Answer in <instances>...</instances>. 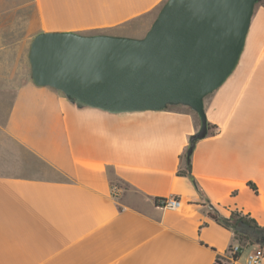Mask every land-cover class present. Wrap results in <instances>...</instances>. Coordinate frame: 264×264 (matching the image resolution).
<instances>
[{
    "label": "crops",
    "instance_id": "crops-1",
    "mask_svg": "<svg viewBox=\"0 0 264 264\" xmlns=\"http://www.w3.org/2000/svg\"><path fill=\"white\" fill-rule=\"evenodd\" d=\"M34 1L44 31L82 34L166 0ZM28 54L0 44V264H215L238 241L205 200L264 229V6L232 72L202 98L214 129L193 143L199 118L189 108L81 104L36 84ZM190 146L193 182L182 174ZM170 197L179 209L156 203Z\"/></svg>",
    "mask_w": 264,
    "mask_h": 264
},
{
    "label": "water",
    "instance_id": "water-1",
    "mask_svg": "<svg viewBox=\"0 0 264 264\" xmlns=\"http://www.w3.org/2000/svg\"><path fill=\"white\" fill-rule=\"evenodd\" d=\"M259 0H166L141 40L69 32L41 33L28 60L33 81L110 112L186 106L199 118L193 143L207 134L202 98L232 72ZM191 146L186 151L189 164ZM236 230L254 245L264 233Z\"/></svg>",
    "mask_w": 264,
    "mask_h": 264
},
{
    "label": "rangeland",
    "instance_id": "rangeland-1",
    "mask_svg": "<svg viewBox=\"0 0 264 264\" xmlns=\"http://www.w3.org/2000/svg\"><path fill=\"white\" fill-rule=\"evenodd\" d=\"M260 3L264 4V0H260V2L254 5L253 12L254 9L259 6ZM162 5L156 7L147 14L131 19L130 21L120 24L111 30H92L88 33L82 34L115 36L121 38L141 40L148 32ZM128 7L131 9L133 8L131 6ZM120 10L121 12L125 10L126 12L131 11L129 9H125V7ZM109 13L110 12H107L105 16H109ZM43 29L46 28L42 27L39 22L34 0H0L1 45H3V43H10V47L16 49L17 51L24 49L25 51H29V47L26 46V42H29L33 36H37L41 33H48ZM24 46L26 47L24 48ZM22 61L23 59L20 58L18 63L21 64ZM26 63L28 64V62ZM119 187L126 189V187L122 185Z\"/></svg>",
    "mask_w": 264,
    "mask_h": 264
},
{
    "label": "trees",
    "instance_id": "trees-1",
    "mask_svg": "<svg viewBox=\"0 0 264 264\" xmlns=\"http://www.w3.org/2000/svg\"><path fill=\"white\" fill-rule=\"evenodd\" d=\"M258 2H260V0ZM259 5L264 6L263 3H260ZM212 129H214V126L207 123V133H208V131H210ZM182 174L188 176L189 179L193 182V178L189 173V164H186V169H185V171L182 172ZM250 188L253 190H256V188L252 184H250ZM161 200H164V199H157L156 203L161 201ZM205 205H206L207 216L210 219H212L213 221H215L216 223H218L219 225H221L222 227L231 230L234 233V236L237 239L239 244L253 245V243L250 241V239L246 235H244V234H242L236 230V227L238 224H243V225L248 226V227H250V228H252L258 232L264 233V229L259 228L256 225V223L249 218H246V217H244L240 214H237V213H232L229 217L226 218V217L221 216L219 214V212L217 211V209L213 205H211L208 202V200H205ZM222 260L223 259L221 257H217L215 260V264H222L221 263Z\"/></svg>",
    "mask_w": 264,
    "mask_h": 264
},
{
    "label": "built area",
    "instance_id": "built-area-1",
    "mask_svg": "<svg viewBox=\"0 0 264 264\" xmlns=\"http://www.w3.org/2000/svg\"><path fill=\"white\" fill-rule=\"evenodd\" d=\"M115 186L112 187V194L116 195ZM159 206L168 209H179L181 202L176 197H170L158 202ZM241 256H244L245 264H260L264 257V248L259 245H241L234 242L228 246L226 257L222 258V264H236Z\"/></svg>",
    "mask_w": 264,
    "mask_h": 264
}]
</instances>
